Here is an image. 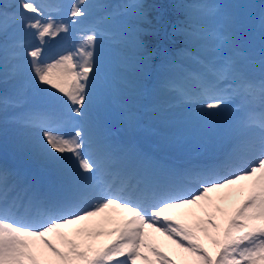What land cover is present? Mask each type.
I'll return each instance as SVG.
<instances>
[{"label": "snow or ice", "instance_id": "snow-or-ice-1", "mask_svg": "<svg viewBox=\"0 0 264 264\" xmlns=\"http://www.w3.org/2000/svg\"><path fill=\"white\" fill-rule=\"evenodd\" d=\"M4 7L0 3V16L4 15ZM42 7L32 0H19L14 13L24 30L34 36L37 46L25 49L30 57L27 63L31 69V95L12 120L27 130L25 147L48 169L49 179L46 183L33 181L21 196L16 194V182L8 181V170L0 167V264H112L117 256L124 257L117 264H136L138 259L152 264L141 248L156 258V264H175L153 246L143 232L144 227L166 235L178 248L195 257L192 264H264V75L255 89L260 99L259 118L244 124L232 151L220 162L192 174L199 185L197 190L191 191L171 181H133L120 166L114 145L96 130L90 112V93L100 79V67L94 62L97 35H88L84 41L86 49H79L82 62L74 60L76 53L71 50L51 60L42 59L49 43L46 38L54 39L61 33L68 35L69 23L75 25L79 18L88 17L86 0H74L67 6L69 23L52 18L42 21L38 18L42 16ZM147 36L144 31L136 35L140 66L145 72L155 67ZM38 85H48L62 96ZM100 88L103 91V83ZM246 88L253 91L251 84ZM181 99L198 105L202 115H212L203 110H220L226 103L225 95L215 84L202 85L198 93L182 94ZM10 104L17 106L15 100L0 94V113H6ZM72 113L93 126L87 131L80 127L65 135L61 129ZM61 114L66 119L62 120ZM221 172L227 175L221 177ZM241 181L249 182L242 185L248 189L243 201L231 214L223 208L216 209L223 223H218V218L207 211L204 219L192 223H182L168 215L172 210L201 202H205V208L210 207L209 193ZM107 209L131 214L111 233H118L119 242L93 249L86 240L101 235L99 231L87 227L76 229L73 236L85 237L82 242L61 231L97 217ZM50 234L57 238L59 247L48 239ZM200 234L215 246L214 255L200 243Z\"/></svg>", "mask_w": 264, "mask_h": 264}, {"label": "rangeland", "instance_id": "rangeland-1", "mask_svg": "<svg viewBox=\"0 0 264 264\" xmlns=\"http://www.w3.org/2000/svg\"><path fill=\"white\" fill-rule=\"evenodd\" d=\"M67 4L62 3L65 2V0H46L45 3H43V6L41 8V12H42V16L38 17L39 19H41L42 21H47L48 18H52L53 20H56L58 22H64V23H69V19L67 16V14L63 11L64 7L66 8L67 12H69L68 9V5H70L71 3L74 2V0H66ZM108 0H98L97 2H95V0H86L87 5L89 6V12L93 11L94 9H97L98 7H101L103 4H107ZM121 0H117L116 2L118 4H120ZM128 0L124 1L125 3L129 4V2H127ZM0 2L2 3H10L13 5V9L12 10H8L5 12V15L8 17H11L12 19L14 18V13L17 9L18 6V2L19 0H0ZM224 3H228L231 2V0H223ZM61 3V8L58 9V4ZM100 3V4H99ZM115 1L113 3H111V7L115 6ZM38 5H42V4H38ZM130 5V4H129ZM56 6V7H54ZM7 7V6H6ZM52 7V8H51ZM5 8V7H4ZM103 8H106L105 6ZM114 8V7H113ZM112 8V9H113ZM49 11H53L56 12L55 14L53 12L52 15L48 14ZM236 10H233V12H235ZM122 10H119L117 12H115L117 14V16L115 17V19H120V17L123 15ZM28 16H32L33 14H27ZM110 14H107V16H109ZM138 16V15H137ZM264 18V11L261 13V15ZM113 18L112 17H108L106 20H103V25H105L107 28H110V30L112 29L111 26V21ZM102 20V18L99 16H96L94 18L91 19L92 22H97ZM18 21V20H17ZM70 25V23H69ZM73 25V24H71ZM97 25V24H96ZM95 25V26H96ZM0 28L3 29V32L0 33L2 35H4V33H6V36H0V62L6 63L11 67V70L14 69V73L12 74V72L9 71L5 72L6 70L3 68L4 64L0 63V76L3 77L5 76L7 79V81L11 80V81H16L19 85L17 87H20V89L22 91H27L28 95L30 97L31 92V85H32V79H31V69L29 64L27 63L30 59L28 60H24L29 58L27 55L25 54H17L18 53V48H17V44L19 41V49L21 50V53H25V49L29 46V44L33 45V47H35V45L37 44L35 38L33 35L29 34L28 32H26L23 28V25L19 22V23H15V22H10L7 21V23H5V21L3 22V25H0ZM71 34L75 33L73 29H71ZM90 34H96L97 35V43L95 45L94 48V62L98 63L99 67H100V80H97V85L100 83L104 84V88L103 91H97L95 93V97L97 98V96H99L97 99L98 101H100V104H104L105 100L107 99L106 97H117L116 93L118 92L120 94V91L122 90L124 92V89L126 88V85H122L120 86H114L113 87V83L112 80H114L115 78L110 76V74L115 73V70H118L120 72L124 71V74L127 73V70L129 73L138 76V74H141V67L140 68H136L134 70H132L131 72V67H129L128 69H122L119 68L117 66H115V64L108 58H101L100 61L97 62V60L99 59L101 53H102V47L100 44V39L98 34L95 31H80L77 33V37H78V47L82 48L84 47L86 49V45L84 44V41L86 39V37ZM56 38L60 39V41L62 42V45H66L67 43H69V39L71 40V51H73L74 53H76V55L74 56V60L77 62H82L83 61V57H81L79 51L77 50V48L72 47L73 46V39L71 36L65 35L63 33H61L59 36H57ZM49 39V43L47 46H45L44 50L46 52H50V50L48 48H51V42H53V39L51 38H46ZM26 41V42H24ZM107 41V38H106ZM29 43V44H28ZM27 44V45H26ZM116 45V48L120 53L123 52H131L132 54L134 53L131 50H137V46L136 43L131 40L129 42V47L128 45L124 44V42L121 40V43H116L114 44ZM62 46V47H63ZM122 46L124 49H122ZM126 46V47H124ZM253 47L256 48V50H258L260 47L263 49L264 47V33L260 34V37L258 40L253 39V43L252 45ZM60 53H65L64 50H60ZM55 56H52V53H46L43 55L42 59L45 60H51L53 59ZM261 58H264V54L261 55ZM19 61V64L21 65L20 70H18L19 66H15V63ZM25 61V62H24ZM22 62H24L22 64ZM18 70V71H17ZM126 71V72H125ZM109 74V75H107ZM91 75V74H90ZM105 77V79H104ZM194 85V84H193ZM22 86V87H21ZM41 89H46V88H50V86L48 85H38ZM11 88H8V90L12 89L16 92L17 88L10 86ZM98 87V86H97ZM97 87L94 90L97 89ZM140 89V88H138ZM55 90V89H54ZM57 91V90H56ZM91 95V94H90ZM168 97H172V98H177L178 95H170L167 94ZM17 97L19 98L20 95L19 93L17 94ZM120 98V97H117ZM66 99V98H64ZM12 100V99H9ZM17 102V106L13 107L11 104L8 106V108L6 109V113H0V129H3V135H0V164L1 167H5L8 172L12 175V177H16V182H17V186L19 185L18 183L22 184V180L20 179L19 176L21 175H28L31 178L35 179L37 183H41V178H40V174H44V172H48V169L43 165H39V167H37L39 170H35L33 167L35 166V158L28 152V150L25 147L26 141H27V137H28V132L27 130L21 128L20 126H18L16 123H14V121L12 120V117L17 114L18 112L22 111V105L24 104V102L22 104H19V102L17 100H15ZM87 103V101H86ZM186 110H198L201 111L199 109L198 105L195 106H189L187 105ZM232 108H235L234 106ZM173 111V110H172ZM91 115L92 117L95 118V123H96V130L100 133H102L103 135H105L107 138V135H111V131L113 130V135L112 137H114V140H123V146L120 147L117 153V157L121 156V153L123 152V148L125 147V144L132 138H134L136 135H138L141 139V141H148V129L144 128L145 125V119L144 123L141 124V118L143 117L141 115V113H134V112H126L122 117L118 118L117 120H114L113 123H110L109 126L106 123L105 116L102 117V119H98V117L100 116L99 111L96 109L95 107V101L91 95V109H90ZM244 110H238L237 115L236 116H231V118L229 119V121L231 120V124L235 125V123L239 122V120H243L244 117L246 116L244 113ZM6 115L7 119L4 120V116ZM78 120V124H75L76 126V130L80 127H84L85 130L87 131L90 127H92L93 125L90 124L88 121H82L79 117H76ZM105 122H102V121ZM130 121H134L130 122ZM170 125V127H173L175 125V123H171V124H167V126ZM218 129V124H211L208 125V129L207 132L213 133L216 132V130ZM149 132H152L151 139L150 142L147 145L148 149H155L157 151V153L161 156L162 153H166V154H175V155H182V156H193L196 152H198V154H200L201 152H207V151H211L212 149L208 146L209 143H211L210 140L205 139V137H203L205 143L203 142V140L201 139H196L192 144L189 142L188 139L184 138L183 135L181 133H171L168 135V133L166 132H156L154 131V128L149 129ZM156 132V133H155ZM200 134V133H199ZM194 135L196 136V133H194ZM216 134H214V136H216ZM201 136V134H200ZM214 139V138H213ZM109 140V138H108ZM112 140V141H114ZM110 140V142H112ZM214 145V144H213ZM212 145V146H213ZM136 150V149H135ZM126 151V149H125ZM65 155H69V154H65ZM152 157H158L155 154H153ZM8 163V164H7ZM9 164H13V165H9ZM8 181L9 178H8ZM249 182L248 181H241L238 182L235 185H232L230 187H226L224 189H220L214 192L209 193V196L211 198V206L205 208L204 204L205 202H201L198 205H192L189 206L187 208H182V209H176V210H172L171 212L168 213V215L173 216L175 219L179 220L182 223H192L197 219H204L205 218V213L206 211L212 215H215L218 219L217 222L218 223H223L222 219L220 218L221 214L219 212L216 211L217 208H223L225 209V211L228 214H231V212L234 210L235 207H237L241 201H243V199L247 196L248 194V189L246 187L242 188V185H247ZM233 189H237V193H233ZM195 213V216L192 215V213ZM162 219V218H159ZM163 222V219L162 221ZM259 223V222H257ZM120 226V223L117 222L115 224V227L111 228V229H106V231H110V232H114L118 227ZM82 227H87L89 230L95 232L96 231V227H103L102 226V222L100 220H96L95 218H91L90 220L87 221H83L77 224H73L64 228H68V234L65 231V229H61V231H63L64 233H66L70 238H73V234L75 232L76 229L82 228ZM71 228V230H70ZM73 228H75L73 230ZM101 231L104 230V228L100 229ZM148 237L150 238V242L153 244V246L157 247L162 253L166 254L170 259H172L175 264H192V262L195 261V257H192L189 253L182 251L180 248L177 247L176 244H174L172 242V240L168 239V237L166 235H163L160 232H157L155 230L151 231V233H148ZM158 237L156 239L151 240L152 238ZM48 239L52 240V242L54 244H56L58 247L60 246L59 241L57 240V238L53 235H49ZM85 241V240H84ZM90 242V245L93 247V249H101L104 248L106 246L112 245L115 242H119L118 240H114V239H109V240H105V241H100L99 239H95V237L91 238V239H87V242ZM156 241V242H155ZM96 242H101L102 246H100V248H97ZM200 243L203 245V247L205 249H207L209 251L210 254H215L216 252V248L215 246L212 244V242L205 238L203 236V234H200ZM141 253L144 255H148L149 256V260L152 262V264H156V258L154 256L151 255L150 252H148L146 249L141 248L140 249ZM114 260H121L120 256L114 257ZM112 261V264H117L114 263ZM136 264H146L145 261L138 259L136 261Z\"/></svg>", "mask_w": 264, "mask_h": 264}, {"label": "bare ground", "instance_id": "bare-ground-1", "mask_svg": "<svg viewBox=\"0 0 264 264\" xmlns=\"http://www.w3.org/2000/svg\"><path fill=\"white\" fill-rule=\"evenodd\" d=\"M79 19L84 20V18H79ZM217 143L220 144L218 146L217 150H219V152H222V153L225 152V150H228L232 146L231 143L229 145V143H228V137L227 136L226 137H223L222 136V137L217 138ZM129 154H131V155L135 154V150L130 151ZM213 154H216V152H214ZM218 156H223V154H219ZM216 163H218V162H216ZM41 164L42 163L39 160H36V164H35L36 166H39ZM233 193L236 194L237 193V189H233ZM99 217L100 218L104 217L106 219L105 212L101 213L99 215Z\"/></svg>", "mask_w": 264, "mask_h": 264}, {"label": "trees", "instance_id": "trees-1", "mask_svg": "<svg viewBox=\"0 0 264 264\" xmlns=\"http://www.w3.org/2000/svg\"><path fill=\"white\" fill-rule=\"evenodd\" d=\"M141 1H142V2H143V4H144V5H146V6H148V5L150 4V3H149L150 1H148V0H141ZM170 1H173V2H175L174 0H169V1H167V5H168L167 7H171V8H172V7H175V6H174V4H172V5H169ZM161 4L163 5V3H162V2H161Z\"/></svg>", "mask_w": 264, "mask_h": 264}]
</instances>
